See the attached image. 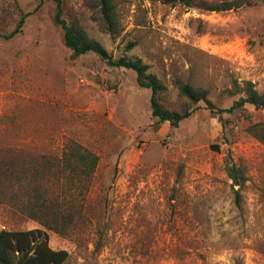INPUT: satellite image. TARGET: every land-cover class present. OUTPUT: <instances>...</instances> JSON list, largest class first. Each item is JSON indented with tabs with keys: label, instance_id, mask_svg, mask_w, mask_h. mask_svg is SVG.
<instances>
[{
	"label": "rangeland",
	"instance_id": "obj_1",
	"mask_svg": "<svg viewBox=\"0 0 264 264\" xmlns=\"http://www.w3.org/2000/svg\"><path fill=\"white\" fill-rule=\"evenodd\" d=\"M63 2L64 16L115 57L150 65L168 88L166 107L199 105L180 97L179 82L208 89L216 107L237 97L235 80L264 89L261 0L228 11L116 0L123 31L115 38L86 0ZM55 11L53 0H0L1 33L29 13L21 33L0 38V146L60 156L75 140L98 155L84 217L68 236L46 230L53 248L68 250L63 264H264V141L248 131L264 124V108L219 118L201 102L177 124L158 123L136 72L93 52L74 56ZM129 41L136 45L126 52ZM228 156L247 168L240 206ZM36 228L45 230L0 205V230Z\"/></svg>",
	"mask_w": 264,
	"mask_h": 264
},
{
	"label": "trees",
	"instance_id": "obj_2",
	"mask_svg": "<svg viewBox=\"0 0 264 264\" xmlns=\"http://www.w3.org/2000/svg\"><path fill=\"white\" fill-rule=\"evenodd\" d=\"M56 3L54 21L64 31L65 45L74 56L93 52L112 67L126 68L136 72L141 87L151 89L152 116L158 123L170 121L177 124L190 117L202 107L220 116L225 112L243 110L247 104L264 108V89L261 91L252 80H235L231 92L236 94L231 105L216 107L209 99L210 91L196 87L189 82H179L180 97L195 107H166L167 86L154 73L150 65L140 58L123 54L115 57L100 41L90 38L86 32L71 23L64 16L63 0ZM255 0H223L216 3L196 0H163L169 4L194 5L203 10L228 11L243 6H251ZM264 2V0H261ZM86 6L96 14L95 20L101 30L112 37L123 31L116 0H86ZM29 13H22L17 26L10 32L1 33L0 38L10 40L21 33ZM136 45L129 41L125 47L128 52ZM225 121L223 120V125ZM249 133L264 141V124L254 123L248 127ZM98 155L81 143L70 140L62 155L26 152L24 149L0 146V205H8L14 212L39 222L44 228L9 231L0 230V264H63L69 257L66 249H55L49 244L47 231L61 236L71 234V229L84 217V200L92 176L97 168ZM225 169L232 180L235 202L241 205V189L248 180L247 168L236 163L231 156L225 159ZM47 230V231H46Z\"/></svg>",
	"mask_w": 264,
	"mask_h": 264
}]
</instances>
